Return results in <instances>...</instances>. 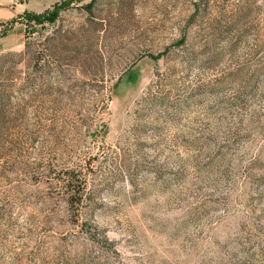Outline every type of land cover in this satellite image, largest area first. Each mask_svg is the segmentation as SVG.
<instances>
[{
  "label": "rangeland",
  "instance_id": "obj_1",
  "mask_svg": "<svg viewBox=\"0 0 264 264\" xmlns=\"http://www.w3.org/2000/svg\"><path fill=\"white\" fill-rule=\"evenodd\" d=\"M90 1L0 0V264H264V0Z\"/></svg>",
  "mask_w": 264,
  "mask_h": 264
},
{
  "label": "trees",
  "instance_id": "obj_2",
  "mask_svg": "<svg viewBox=\"0 0 264 264\" xmlns=\"http://www.w3.org/2000/svg\"><path fill=\"white\" fill-rule=\"evenodd\" d=\"M82 0H60L57 4L53 6V8L46 10L44 13H35V12H27L26 18L29 20H37V21H49L56 22L61 15V12L65 10L68 6H70L73 2H79ZM96 0H91L89 3L83 5V7L88 8L90 11L94 6ZM27 51L31 50L32 45L26 42Z\"/></svg>",
  "mask_w": 264,
  "mask_h": 264
}]
</instances>
